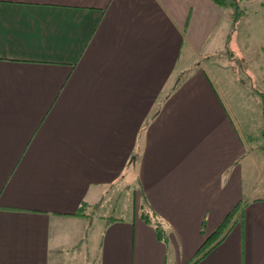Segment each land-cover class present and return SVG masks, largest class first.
Returning <instances> with one entry per match:
<instances>
[{
  "label": "crops",
  "instance_id": "0c3cea01",
  "mask_svg": "<svg viewBox=\"0 0 264 264\" xmlns=\"http://www.w3.org/2000/svg\"><path fill=\"white\" fill-rule=\"evenodd\" d=\"M231 12L212 0H0V264L89 251L90 213L134 166L135 210L104 218L97 264H187L242 204L198 264H264V127L244 133L247 95L262 104L250 72L229 69ZM253 18L264 51V13ZM84 203L89 217L74 216Z\"/></svg>",
  "mask_w": 264,
  "mask_h": 264
},
{
  "label": "rangeland",
  "instance_id": "374dc122",
  "mask_svg": "<svg viewBox=\"0 0 264 264\" xmlns=\"http://www.w3.org/2000/svg\"><path fill=\"white\" fill-rule=\"evenodd\" d=\"M263 1L264 0H253L250 2H244V5L248 9V13H249L248 15L250 16L247 19H245L243 23L241 24V27L239 28V31H238L239 38H237L238 40L237 42H238V46L241 48V51H243L245 59H243L240 62L241 66L235 63L234 61H230L231 63L232 62L233 63H232V67H229L230 70L231 69L234 70V68L235 69L239 68L246 72L249 71L252 78L255 79L254 83L256 87H258L259 89L264 88L263 86L264 85V51L262 48L263 43L261 42L262 41L261 36H262L263 30L260 26H258L257 21H254L253 17L257 18V15L261 11L264 13V10L261 9L260 11L261 3ZM229 24H230V20H229ZM242 33L245 36L243 40H241ZM214 60L215 62L211 63L212 64L211 67L214 71L220 70L222 72V70L225 69V67H227L226 66V62H227L226 56L219 55ZM202 63L203 64L209 63V61L206 59L205 56L203 57ZM235 75H236L235 77H238L237 74ZM190 76L191 74L187 78H189ZM246 76L244 75L245 80L250 81V79L246 78ZM228 83L231 86L235 94L241 95L240 94L241 92L238 91L239 90L238 85H236V83L233 81L232 78L229 80ZM245 90H247V87H245ZM253 93L255 92L253 91ZM248 100H251V104H249ZM256 102H257L256 97H254L252 93H249V95H247V99L245 100V103L249 104L248 109L251 114V121L247 125V128L249 130L247 129L244 130L245 135L248 136L247 137L248 141H252V139H256L257 136L259 135L258 131L260 130V128L264 127V116H263L261 108L258 110L257 107L253 108L252 106V103H256ZM231 109L232 111L231 110L230 111L234 115H236L237 113L239 114L241 111H244V110L246 111V107L244 106L239 107L238 105H234ZM262 148H264V146H262ZM136 169L137 168H135L134 166L129 171L126 169L125 172L120 174L116 187L113 188V190L110 192L108 197H106V201H104L102 205L92 210V212L90 213L91 220H90L89 237L86 242V244L89 246L88 247L89 251L83 254H80L78 251L72 252L70 255H68L69 263L67 262V264H97L98 247H99L98 244L101 239V235L99 234V231L103 228L105 224L104 218L106 217H118V218L128 217L135 210L136 203L134 202V192H135V189H138L139 187L137 186V184L132 185V178H133L132 172L134 173L135 171H137ZM127 171H128V175L124 177ZM242 207H243V204L240 207L241 210H242ZM198 250L199 249L188 252L189 257H192V258L190 261H188L187 264H190L192 261L195 260V258L198 255L197 253Z\"/></svg>",
  "mask_w": 264,
  "mask_h": 264
},
{
  "label": "trees",
  "instance_id": "16d2710c",
  "mask_svg": "<svg viewBox=\"0 0 264 264\" xmlns=\"http://www.w3.org/2000/svg\"><path fill=\"white\" fill-rule=\"evenodd\" d=\"M217 6L222 9H231V31L227 38V45H226V54L229 58L234 59V61L240 62L241 60L235 57V53L231 48V42L234 40V37L239 33V28L241 24L246 19L248 14V9L244 5V2H250L253 0H212ZM261 6L264 7V1L261 3ZM253 82V81H252ZM254 83V82H253ZM252 90L261 100L262 106V113L264 116V92L256 87L255 83L252 84ZM264 136V132H263ZM88 205L84 203L81 205L80 209L74 216L77 217H89L87 211ZM144 219L146 222L154 224L157 235L159 239L166 240L165 231L160 227L158 222H155L154 219L151 218L149 214H144ZM109 221L118 220L115 217L107 218ZM242 220V210L240 209V205L236 206L232 211L228 213V215L224 218L222 223L218 226V228L206 238L204 244L198 251V255L194 261L190 264H197L202 259H204L213 249H215L228 233L232 230V228Z\"/></svg>",
  "mask_w": 264,
  "mask_h": 264
}]
</instances>
